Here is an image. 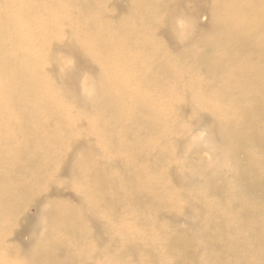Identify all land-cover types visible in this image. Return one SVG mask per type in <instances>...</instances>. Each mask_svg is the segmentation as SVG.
<instances>
[{
  "label": "bare ground",
  "instance_id": "6f19581e",
  "mask_svg": "<svg viewBox=\"0 0 264 264\" xmlns=\"http://www.w3.org/2000/svg\"><path fill=\"white\" fill-rule=\"evenodd\" d=\"M1 1L0 149L3 152L0 154V163H11L18 176H11L8 180L0 182V249L2 248L5 254L14 253L10 247L3 248V240L7 234H18L17 226L29 224L25 215L28 204L42 207L40 212L47 216L49 228L71 236V243L47 240L48 247L43 246L39 249V246L35 245L31 250L33 255L30 259H25L24 263L7 258L5 261L0 259V264H86L89 255L93 260L98 249L110 246L112 239L115 245L121 248L117 254L119 257L132 253L135 258L145 259L141 264L146 262L166 264L156 255L145 233L135 229H138V223L148 225V217L152 216L153 207L157 210L156 218L164 221L169 216L172 219L178 217L172 210L167 212L165 207L179 208L181 214L185 215L188 205L191 204L187 203L181 209L178 204L189 196L185 180L178 175L182 174V171L177 163L182 162L176 156V151L183 143L182 137L187 132L186 124L181 121L185 114L191 111L200 118L207 115L213 117L212 133H220V143H228L229 140L236 138L235 145L229 147V164H234L235 154L245 143L250 142L258 148L263 147L261 145L264 143V125H260L262 130L252 133L236 132L230 127L228 118L224 116L229 109L202 98L201 94L228 99L230 104L241 111L238 119L243 120L246 125L252 122L253 113L264 118V95L250 92L251 86L260 81L261 92L264 94V67L236 64L234 68L227 70L225 61L231 57L227 49L224 55L219 54L212 58L216 50L214 45L241 47L250 42L252 32H264V0H248V3L261 6L260 11L255 8L256 12H260L261 18L251 21L237 14L243 5L237 1L228 3L227 8L231 16L210 23L209 29L218 30L220 33L214 35L212 40L198 39L205 49L198 53L187 49L181 52L182 61L187 58V65L203 70L212 79L210 82L195 79L188 84L177 82L179 76L172 74L174 67L166 58H162L155 48H151L142 36L136 32L126 34L122 30L121 21L118 19L121 11L133 10V15H136L140 10L139 5L148 0H132L131 3L130 0H104L105 9L101 10L97 7L99 0L83 2L73 0V5L75 3L80 5V11L72 14L75 18L64 11L62 4L55 3L57 5L54 8L62 16H58L56 21L42 19V30L38 36L33 31L34 21L31 15L33 12L40 16L46 14L45 9L50 8L46 1L10 0L9 5ZM172 1L171 8L175 6L176 10L182 7L191 17L195 15L194 5L188 3L193 0ZM220 4L222 5V2ZM215 8L220 7L216 5ZM175 10H168V15L172 16ZM114 11H119V14H113ZM72 19L82 21L81 25L72 27L70 25L73 24ZM164 20V23L169 22L168 17ZM151 26L154 34H165L170 37V32L163 29L160 23H152ZM110 27L114 28V36L107 38L102 31ZM241 29L245 31L242 32ZM81 33L83 37L78 38ZM54 34H61L58 37L60 40L48 44L47 41ZM189 38L194 40L192 37ZM120 41L128 42L134 49H137L134 43L140 41V46L137 45L139 50L144 48L149 53L144 56L138 54V51L133 55L128 53L127 62L114 64L111 58L118 53L116 46ZM81 43L88 45L93 58L84 57L82 51L78 49ZM37 46L40 47L37 52L43 54L35 57L32 51ZM261 46H263L261 58L264 59V43H261ZM56 47H62L76 58H79L78 54L80 57L82 55L78 60L79 64L85 61L90 66V63L96 62L100 66V73L98 74L95 68L93 74L96 77H93L94 80L90 79V83H94V88H90L94 95L85 100L90 112L95 111L94 106L98 104L100 109L91 114L88 123H79L81 119L78 116L71 119L70 114L64 112L67 108L63 104V96L73 94V89L77 90L78 73L74 72L66 78L70 92L57 93L52 89L49 92L45 91L48 82L46 78L49 75L47 71H51L52 67L46 68L44 62L45 66L42 67L39 63L45 60L44 53L48 52V49L54 51ZM53 71L56 72L54 68ZM57 73H52V76ZM3 79L4 83H1ZM220 80L224 82L225 87L216 86V82ZM168 82L173 86L168 85ZM135 86L139 88L136 89ZM140 86L146 90L164 91L167 99L173 103L158 106V103L152 100L153 97L140 92ZM46 102L53 103L56 107L54 109L53 106L47 107L48 113L40 114L38 117L30 116L32 109L38 111L36 107L40 104L46 107ZM55 111L58 114H55ZM14 125H20V129H15ZM84 127L85 133L82 132ZM48 134L55 136V139L53 145L46 151L45 141ZM82 135L84 136L81 137ZM142 136L144 139H141ZM90 143V150L94 154H86L72 174L78 179L85 176L82 180L89 194V205L83 211L70 209L64 205L59 207L53 204L46 205L44 197L61 191L56 192V187L50 185L44 193L40 189L41 180L34 182L35 184H32L34 186L31 187L28 180L30 171H35L41 178L49 177L53 168L66 174V168L69 171L72 163L73 150L85 148ZM12 145L15 158L8 153ZM31 162L35 165H21ZM256 163L264 168V150L255 158L254 165ZM201 170L210 175L214 182L208 187L214 195V201L206 205L201 203L204 213L210 215L201 217L203 226L194 222L195 227L202 228L201 236L207 252L206 264L264 262V219L261 221L256 219V211H252L253 205L245 199L249 194L256 199L260 197L255 192V186L248 191L242 187L241 193H237L227 184H217L213 165L204 164ZM254 170L257 171V166ZM232 171L237 179L246 176L244 170L238 169L235 165ZM257 173L261 176L258 171ZM176 188L182 191L178 193ZM131 204L136 207L128 209ZM122 209H128L125 216L120 212ZM99 215L110 219L109 222L104 220L102 222L108 228L104 236H101L98 225L93 224L91 228L83 222V218L88 216L89 220L96 221ZM184 215L179 217L182 218ZM136 218L143 220L137 222ZM165 227L156 225L146 229L155 232L157 236L160 234L163 240H167V245H163L164 254L171 256L175 248L184 250L188 238L181 233H170ZM93 233L96 237H92ZM222 244L226 245L225 250L221 248ZM75 253L81 257L76 258ZM65 258L70 260H64ZM173 264L187 262L175 259Z\"/></svg>",
  "mask_w": 264,
  "mask_h": 264
},
{
  "label": "rangeland",
  "instance_id": "374dc122",
  "mask_svg": "<svg viewBox=\"0 0 264 264\" xmlns=\"http://www.w3.org/2000/svg\"><path fill=\"white\" fill-rule=\"evenodd\" d=\"M46 1V4L49 9L46 14L44 13L40 16L37 12H33L31 17L34 21L33 31L35 35H39L42 30V19L46 21V19H51L52 21H56L58 16L60 15L54 6L58 3L62 4L64 11H67L68 15L72 18H75L72 14L80 11V5H73V0H42ZM78 1V0H77ZM75 0V2H77ZM132 0H130L131 3ZM219 1V2H218ZM238 2L240 5H243L241 11L238 12L240 17H243L249 21L254 20L256 18H261L260 12H256L255 8L260 11L261 6L254 5L253 3H248V0H193L189 1V4L194 5L195 13L194 16H190L185 8L175 6L172 7V0H148L146 3H141L139 5L140 10L139 13L133 15V10L130 12L127 9H123L119 14V11H114L113 14H119L118 17L122 30L125 31L126 34L130 32H136L137 35L142 36L143 40L150 45L151 48H155L160 56L166 58L168 63L174 67L172 74L174 76H179L177 82L181 84H188V82H193L195 79H199L204 82H210L212 79L207 76V74L203 70L196 69L193 65H187V58L182 61V51L185 49L194 51L196 53L205 49V46L198 40L199 38L202 40H212L214 35H218L220 31L215 30L211 31L212 28L209 29L210 23L213 21L218 22L221 19H227L231 16L230 10L227 8V4L230 2ZM3 4H10V0H2ZM80 2H83L81 0ZM104 0H99L97 2V7L104 8ZM222 2V5L220 4ZM55 3H57L55 5ZM126 4V3H124ZM134 4H137L134 2ZM218 5L220 8H215ZM105 9V8H104ZM173 9L175 13L172 16L168 15V10ZM109 12V11H107ZM106 13V12H105ZM92 14V13H91ZM94 16V15H93ZM165 17L169 18L168 23H164ZM73 24L72 27L80 26L82 21L80 20H71ZM152 23H160V26H163V29L170 32V37H167L165 34H154V30L151 29ZM100 26V22L98 23ZM208 27V28H207ZM162 28V27H161ZM242 32L245 30L241 29ZM105 37L111 38L114 36V28L110 27L102 31ZM58 35H52V37L47 41L48 44H51L53 41L60 40ZM82 33L78 36V38H82ZM189 37L194 38V40H190ZM49 38V37H48ZM47 38V39H48ZM86 38V37H85ZM198 41V42H197ZM261 43H264V32H252L250 36V42L247 44L237 47L233 46L229 48L227 46L220 47L218 44L213 46L216 50L212 54V58L215 56H219V54L224 55L229 52L231 55L230 59L225 61V65L227 70L234 68L236 64H248L256 67H264V59L261 58L262 48ZM44 43H40L42 45ZM140 41L134 43V46L137 49L132 48V45H128V42L120 41L116 46L118 53L112 55L114 64H118L120 62H127L128 56L130 53L133 55L135 52H139L141 56L144 54H148L149 51H145L144 48L139 50ZM50 49V47H49ZM46 51L44 53V61L39 63V66H45L46 68H51V71H47L49 75H47V90L49 92L50 89L55 90L57 93H64L66 91L70 92V86L66 82V78L70 75L78 73V82H77V90L74 91L73 94H68L63 96L64 105L67 110L64 111L66 114H70V118H74L78 116L81 120L79 123H88L91 118V114L97 112L100 109V104L94 106L93 112H90L88 109L85 100L91 98L94 95V92L90 88H94V83H90V79L96 77L93 74L94 69L96 68L97 73H100V66L95 62L90 63V66L84 61L79 64L78 60L82 57L76 58L72 53L66 52L62 47H56L53 51ZM84 54V57L93 58V54L91 53L88 45L86 43H81L78 48ZM227 49V52H226ZM19 50V49H18ZM40 47L37 46L33 49L32 53L35 57L41 56L43 53H38ZM43 51V49H42ZM160 51V52H159ZM86 59V58H85ZM143 60L142 58H138ZM42 60V58L40 59ZM45 64H44V63ZM53 68L56 70L53 71ZM58 72V73H57ZM127 69H125V73H127ZM52 73H57L55 76H52ZM184 73H187L184 75ZM121 74V73H120ZM194 74V75H193ZM183 75V76H182ZM142 78V76H141ZM4 83V79L1 81ZM176 84V81L174 82ZM168 85L173 86L171 82H168ZM216 86L225 87V84L222 80L216 82ZM262 83L258 81L257 83L251 86L250 92L255 95H264L261 92ZM138 89L139 87H136ZM140 92H143L144 95L148 97H153L152 100L158 103V106L171 105L173 103L172 100L167 99L166 93L164 91H156V90H146L142 86H140ZM215 93V91L213 90ZM155 96V97H154ZM202 98L209 99L214 101L215 103L220 104L222 107L225 106L229 109V111L224 115L228 118L230 123V127L234 129L236 132L240 133H252L256 130L261 129L260 125H264V118H260L257 113H253L251 115L252 122L246 125L243 120L238 119L241 114V111L230 104L228 99H219L214 98L212 95L201 94ZM24 98V97H23ZM32 106V105H31ZM53 103H47L46 107L44 105H38L36 107L39 109L35 111L31 110L30 116L38 117L40 114L48 113L47 107L51 108ZM249 106L251 104L249 103ZM56 106H53V109ZM33 108V107H31ZM46 111H45V109ZM52 109V110H53ZM57 111V110H56ZM55 111V114H58ZM87 112V113H86ZM82 113V114H81ZM35 114V115H34ZM86 114V115H83ZM186 116L181 119L187 127L186 134L182 137L183 143L176 151V156L179 161L182 163H177V166L182 171L178 173L181 176L186 184H187V192L189 193L188 198L182 202L178 203L181 207L185 206V204L190 203L195 205H188L187 212L181 214L179 208L165 207L167 212L171 210L178 216L172 219L170 216L164 221L162 219L156 218L157 210L155 207L152 208L151 217H148V225H140L138 223V229H135L138 232L145 233V237H147L154 247V252L156 255L163 260L166 264H173L175 259L177 261L187 262V264H206V247L205 243L202 239L201 233L202 228L200 226L195 227L194 222H198L200 225L202 224V216H209L210 214L204 213V207L201 205L210 204L214 201V195L209 190V186L213 184V180L210 178L206 172L202 171V166L205 164L207 166L213 165L216 170L215 181L218 185L227 184L231 187V189L237 193H241V188L251 190L253 186H255V192L258 197L254 198L253 195L245 196V199L250 201L252 206V211H256V219L261 221L264 219V168L258 166V163L254 165V160L259 153H262L264 150V143L261 145L263 147L258 148L253 143H245L241 149L237 151L234 156V164H229V150L230 146L235 145V139L229 140L226 142H219L220 133H212V128L214 127V119L213 117L207 115L203 118L197 117L193 112L188 111ZM222 116V114H219ZM85 118V119H82ZM238 119V120H237ZM15 129L19 130L20 125H14ZM85 131V127L83 128ZM262 130V129H261ZM82 135L81 137H83ZM55 136L48 134L45 144L47 146L46 151L53 145V140ZM141 139H144L142 136ZM91 143L89 146L85 148H80L78 150H73L72 160L69 166V171L66 168V174H63V171H58L57 168H53L50 171L49 177L41 178L38 173L35 171H30V175L28 180L30 181L31 187L34 182L41 180L40 189L46 193L50 185L56 187L55 195H50V197L46 196L43 198L46 201V205L53 204L55 206H66L67 208L83 211L89 205V194L86 190V184L82 180L84 177L78 179L74 177L73 172L79 167L81 160L85 158L86 154L93 153L91 150ZM41 151L46 153L42 148ZM61 151V149H60ZM59 151V152H60ZM3 152L0 149V154ZM259 152V153H258ZM15 158L13 145L12 148L8 152ZM94 154V153H93ZM171 151H169L168 156H170ZM232 157V156H231ZM21 165H29L33 166L35 164L27 163ZM39 165V164H37ZM238 169L244 170L246 176L243 179H237L234 172L232 171L233 166ZM257 166V171L261 174V176L254 170V167ZM199 169V172L197 170ZM11 176H18L17 173L13 170L12 164L8 162L0 163V182H4L11 178ZM240 182V183H239ZM35 184V183H34ZM176 191L180 193L182 190L176 188ZM133 197V196H132ZM259 200V201H258ZM193 206V207H192ZM134 204H131L129 208H135ZM40 208L38 205H29L26 208L25 215L28 217L29 224L24 225L23 227L17 226L19 230L18 234H7L3 240V248L10 247L14 253L13 254H5V251L0 249V259L5 261L8 259H17L24 263L25 259H30L33 255L31 250L33 247L39 246V249L53 241H61L71 243V236L63 234L61 231L54 230L49 228V221L46 218L47 216L44 213L40 212ZM128 209H122L120 212L125 216V213ZM180 215H184V217H179ZM89 217V216H88ZM88 217L83 218L84 224L91 228H93V224L95 226H99V232L101 236H104L108 232V228L102 222H109L110 219H105L103 215H99L96 221L89 220ZM122 218V221L125 222ZM104 220V221H103ZM137 222H142L143 219L136 218ZM172 221V222H169ZM156 225H165V230L170 233H181L184 237L188 238L186 247L183 248H175L171 256L167 253L164 254L163 245L166 244L167 240H163L161 235L158 236L155 232L149 231L146 229L149 226ZM19 227V228H18ZM49 233L50 235H46ZM92 237H96V234L93 233ZM167 245V244H166ZM48 247V246H46ZM221 248L223 250L226 249V245L222 244ZM121 251L120 247H117L114 243V239L110 240V246L106 245L98 249L97 253L94 254L95 258L91 260L90 255L88 256V260L86 264H141L145 259L143 257L135 258L132 253L126 254L124 257H119L117 254ZM13 255L19 257L16 258ZM76 258H80L81 255L75 253ZM121 258V259H119ZM64 260H70V258H65ZM141 260V261H140ZM99 261V263H96ZM194 261V262H193ZM177 263V262H176ZM147 264V262H146ZM255 264H264V262L258 261Z\"/></svg>",
  "mask_w": 264,
  "mask_h": 264
}]
</instances>
